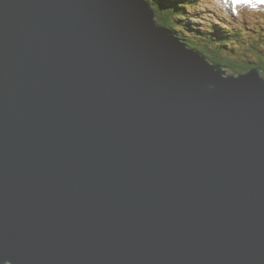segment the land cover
Masks as SVG:
<instances>
[{
  "label": "water",
  "instance_id": "1",
  "mask_svg": "<svg viewBox=\"0 0 264 264\" xmlns=\"http://www.w3.org/2000/svg\"><path fill=\"white\" fill-rule=\"evenodd\" d=\"M0 264H264L261 70L144 0H0Z\"/></svg>",
  "mask_w": 264,
  "mask_h": 264
},
{
  "label": "trees",
  "instance_id": "2",
  "mask_svg": "<svg viewBox=\"0 0 264 264\" xmlns=\"http://www.w3.org/2000/svg\"><path fill=\"white\" fill-rule=\"evenodd\" d=\"M156 13V22L168 28L174 36L189 49L206 58L211 64L220 65L227 69L230 75L246 73L251 68H259L264 77V25L254 26L242 24L244 40L240 41V33L227 31V35L213 34L214 24L202 29H194L190 23L183 20L188 18L186 9L195 6V0H144ZM238 9L246 13L244 2L234 0ZM189 21V18H188ZM187 21V22H188ZM220 27L217 25V30ZM225 31V30H223ZM221 36V38H220ZM239 43V44H236Z\"/></svg>",
  "mask_w": 264,
  "mask_h": 264
},
{
  "label": "rangeland",
  "instance_id": "3",
  "mask_svg": "<svg viewBox=\"0 0 264 264\" xmlns=\"http://www.w3.org/2000/svg\"><path fill=\"white\" fill-rule=\"evenodd\" d=\"M246 15H242L231 0H195V6H188L186 24L190 23L194 29H204L211 23L219 35H227V31L240 33L243 41L242 24L254 26L264 25V0H243ZM234 6V8H233ZM188 21V22H187ZM217 25L220 27L217 30ZM225 30V31H223ZM227 30V31H226ZM239 44V43H236Z\"/></svg>",
  "mask_w": 264,
  "mask_h": 264
}]
</instances>
